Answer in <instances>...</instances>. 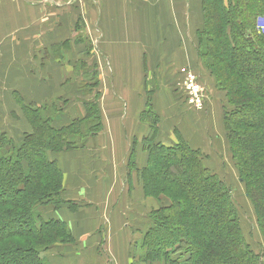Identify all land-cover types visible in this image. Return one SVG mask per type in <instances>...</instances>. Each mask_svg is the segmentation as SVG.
<instances>
[{
    "label": "trees",
    "instance_id": "1",
    "mask_svg": "<svg viewBox=\"0 0 264 264\" xmlns=\"http://www.w3.org/2000/svg\"><path fill=\"white\" fill-rule=\"evenodd\" d=\"M201 5L196 59L225 92L223 128L239 180L245 184L264 235V32H255L251 23L257 15L264 16V0H202ZM72 68L82 77L84 72L91 94L98 86L97 68L85 60ZM207 81L206 105L215 97L212 82ZM60 102L21 103L32 132L19 141L0 132V264H23L29 258L30 264H50L42 255L50 247L48 238L52 237L54 247L75 242L69 224L38 210L39 206L57 209L65 203L60 195L62 170L47 153L84 147L100 130L101 118L95 97L82 100L84 115L60 122ZM148 104L151 107L150 99ZM144 112L141 121L149 125L150 132L143 139L148 150L141 169L143 194L169 202L151 210L140 229L145 258L155 261L181 250L188 256L180 260L173 256L171 264H258L259 258L256 262L242 236L229 185L205 166L201 151L192 149L177 132L173 144L157 140V114L149 108L144 117ZM129 157L127 165L133 169V153ZM160 221L176 234L159 235Z\"/></svg>",
    "mask_w": 264,
    "mask_h": 264
},
{
    "label": "crops",
    "instance_id": "2",
    "mask_svg": "<svg viewBox=\"0 0 264 264\" xmlns=\"http://www.w3.org/2000/svg\"><path fill=\"white\" fill-rule=\"evenodd\" d=\"M138 2L140 4V0H0V128H7L10 131L7 134L14 140L22 139L31 131L21 103L40 104L45 100L61 99L60 122L84 115L82 100L92 96L88 93L82 95L79 90L82 75L75 73L72 67L77 61L85 60L98 70V86L93 94L100 112V130L89 137L85 149L47 153L50 159L57 160L62 170L63 190L60 195L65 203L57 209L51 206L40 209L46 216L64 220L71 227L84 228L73 230L76 243L71 247L67 245L64 254L54 248L45 255L51 257L54 264H130L124 262L125 254H97V249L94 254L80 251L78 254L77 250L82 249L81 244L85 241L97 242L95 231L100 227L106 231L112 228L116 244L134 243L140 221L133 215L141 208L140 203H134V206L132 202L130 209L128 206L134 186L137 196L148 198L144 196L142 186L135 182L139 178L136 167L141 170L147 162L148 152L143 139L150 132L149 125L141 121L148 95L141 87L140 69L153 68L158 63L157 53L160 51L151 50L156 45L148 47V36L144 33L141 37L135 28L138 21L147 19L146 29H149L152 16L149 10H140L136 5ZM145 2L148 5L157 0ZM183 38L184 43L188 39L193 41L187 31ZM193 43L192 47L196 49L197 45ZM170 49L171 43L163 48L165 58V52ZM193 60H196L195 51L191 58L183 54L177 62L176 72L171 70L159 76L158 81L156 77L159 98H154V92L150 95V109L158 117L157 140H163L166 145L173 144L177 141L174 134L177 132L192 149L201 151L211 169V166L217 167L228 142L227 137L213 138L210 133L224 131V111L219 97L213 98L207 104L210 111L205 120L202 111L183 101L177 85L182 81L183 69H197L198 65L188 64ZM61 64L68 69L63 70ZM104 65L108 66L107 70L102 68ZM164 68L167 72L172 67ZM105 73L111 78V87L104 81ZM71 77H75L74 81L71 79L67 83ZM176 86L179 89L173 91ZM167 118L173 120V130ZM169 129V135L163 132ZM94 147L96 152L91 153ZM131 153L135 163L133 169L127 165ZM93 156L98 157V162ZM92 167H95L96 174H101V181L95 182ZM75 180L85 185L84 199L91 205L96 203L91 208L73 197L77 194L73 188ZM146 207H149L148 211L156 209L150 200ZM111 232L109 230V237ZM123 249L124 246L116 253H123Z\"/></svg>",
    "mask_w": 264,
    "mask_h": 264
},
{
    "label": "rangeland",
    "instance_id": "3",
    "mask_svg": "<svg viewBox=\"0 0 264 264\" xmlns=\"http://www.w3.org/2000/svg\"><path fill=\"white\" fill-rule=\"evenodd\" d=\"M146 0H140V4L139 2L136 4L138 6V8L140 10L142 9H147L149 10V12L151 13V17L149 18L150 21V26L149 29H146V23L147 19H141L140 23L137 22V24L135 25V28H137L140 32V36L142 37L143 34L145 33L144 36H148L149 41H148V47H153L152 45H156L154 46V48H152L151 50H156L160 51V53H157V64L155 66H153V68H143L140 69V78L141 80V87H143V89L146 91L148 97H147V102L148 100L151 98L149 97V93L148 91L150 90V93L152 94L153 92L155 93L154 98L158 99V95H159V88H158V78L159 76L161 77V75L166 74L168 72H170L171 70H173V72H176V70H178V65L179 63V58H182L183 54L189 56V58H191V54L193 53V51H195L196 49L192 47V43L197 45V36H196V31L199 29V26L202 24L203 21V12H202V0H157V2L155 3H150L147 5V3L145 2ZM149 6V9L147 8V6ZM252 26H254L255 28V32L261 31L264 32V16H262L261 14L257 15V17L255 18V21H251ZM251 29V28H250ZM249 29V30H250ZM188 32V36L191 37V39L193 40L192 42L186 41L183 38V35L185 32ZM251 31V30H250ZM254 32V29L252 30ZM141 42L144 43V41L141 38ZM171 43V49L169 50V52H165L166 53V58L164 55V52L162 51L163 48L166 46H169V44ZM146 45V44H144ZM157 47V48H156ZM150 49V48H149ZM161 49V50H159ZM148 50V48H147ZM161 54V55H160ZM63 62H65V60H62ZM197 62V63H196ZM199 61L193 60L192 62H189V65L192 64H196V66L198 65L196 70H193L197 76L199 77V79H201L203 85L205 87H208V79L212 82V86H213V91L215 92V97L210 98L211 100H214L213 98L219 97V101L221 102L222 106L225 105L226 103V95L225 92L218 89L216 87L215 84V79L214 77H212V75L210 74L209 70H205L203 69L199 63ZM166 63V64H164ZM174 64V65H171ZM177 64V65H176ZM63 66V64H61ZM175 65L177 66V68H175ZM172 67L170 68V70H168L167 72H164L165 68L164 67ZM106 65H104L102 68H104L105 70H107ZM152 67V66H151ZM182 67H180L181 69ZM189 68V67H188ZM63 70L68 69L67 67L62 68ZM109 69V68H108ZM179 69V70H180ZM192 69V68H191ZM153 72V73H152ZM81 73V72H79ZM83 76L82 80L79 79V90L82 93V95H87V86H85L86 80L87 78L85 77L84 72L82 71ZM152 73V76H150ZM183 73V71H182ZM150 77V81L148 82L147 79H149ZM156 77H157V81H156ZM75 77H71L67 79V83H69L72 79L71 82H73ZM104 81L106 83V85L108 87H111L113 85V83L111 82V78H109V76H107V74L105 73L104 76ZM153 82V83H152ZM112 83V84H111ZM155 85V88H154ZM211 85V83H210ZM180 88H178V87ZM173 91H177L179 89L180 94L183 98L184 96V89L182 87V81L180 82L179 85H177ZM216 87V88H215ZM87 89V90H86ZM86 90V91H85ZM94 91H91V94H88V96H92V99L94 98ZM150 94V95H151ZM186 98H183V101H185ZM188 104V103H187ZM189 105V104H188ZM206 105V104H205ZM22 106V105H21ZM190 106V105H189ZM149 104H146L145 107V114L144 117H147L149 115ZM191 107V106H190ZM230 108V107H228ZM21 110L23 112V115L25 116L26 114H24V110L21 107ZM209 107L206 105L205 109L202 111L203 117L206 120V118H208L207 116H209L208 114ZM151 112V109H150ZM154 112V111H153ZM152 115V114H150ZM26 118V117H25ZM27 119V118H26ZM167 121L170 122L169 126L170 128L173 127L174 123L173 120H170L169 118H167ZM224 129V128H223ZM173 130V128H172ZM0 132H3L5 134L9 133L10 131L7 128H0ZM32 132V128L31 131ZM165 134L169 135L170 133V129L169 130H164L163 131ZM213 135L211 137L213 138H226V131H222L221 134H218V131L214 132V130L212 132ZM9 135V134H7ZM19 136H21V134H18ZM95 136V135H93ZM24 137V136H22ZM89 139V138H88ZM19 141V140H16ZM163 141V140H162ZM164 142H166L164 140ZM169 143V142H168ZM84 148V147H82ZM79 148V149H82ZM85 149V148H84ZM78 150V149H77ZM92 151V152H91ZM91 153L96 152V148L94 147V150H90ZM148 152V150H147ZM97 155V154H96ZM231 152L229 150V144L227 142V146L223 149V154L220 157V161L217 163V167H213L211 166V171L215 174H217V177L224 183H226L227 185H229V187L231 188L230 191V195L231 198L234 202L237 214H238V221H239V226L242 232V236L245 240V242L248 244L250 250H252V252H254L255 254H253L256 257V262H257V258H259L258 260V264L261 261V264H264V256H260V252L262 250H264V235L261 231V228L259 227L258 221H257V214L256 211L254 209V206L252 204V202L250 201V199L246 196L245 194V189H244V183L241 182L239 180V175H238V171L234 165V161L232 160L233 158H231ZM141 157L143 159V154H141ZM93 160H95L96 162H98V157L93 156L92 157ZM205 157H203V162L205 163ZM215 169H213V168ZM95 167L91 168V171L93 172L92 177L95 180V182L101 181L102 179H99L101 174H96ZM136 171H139L138 176L139 178H137V181L135 180V182H137L139 184V186L144 185V178L142 175V170H137L136 167ZM90 172V171H89ZM96 175V176H95ZM137 184V187H139ZM63 186V184H62ZM72 188V187H71ZM73 188H75V190L77 191V194L75 196H73L74 198H76L78 201H81V204H85V207H92L93 203L91 205V202L88 201L87 199H84L86 197L85 193H83V190L85 188L84 184H81V182H77V180L74 181L73 184ZM134 193L131 192L130 198H129V209L132 208L133 206H131L132 202L134 203H140L141 204V208L140 212H138V214H132L135 217V220L137 219L138 222L140 221V224L138 225L137 230L135 232V236L137 235V240L132 243L129 242L128 244L124 243H115V238H114V234L112 235V228H108L106 231V228L104 227H100L98 228V230L95 231L96 233V239L97 242L95 243H86L87 241H85V243L81 244L83 247H81L82 249H78L77 253L79 254L80 252H83L82 254H94V251L97 249L98 251L97 254H125V261L124 262H128L130 264H171L173 261V256H177L178 260L180 259H185L188 255L186 253H184L185 251H181V250H177L174 253L171 254H167L166 257H159L157 258L155 261H149V259H146L143 253V249L144 247L141 246L139 244V240L141 238V232L140 229L143 228L144 224L143 221L145 220V217H148L150 215V211L149 207H146L149 204V200L152 202V206H156V208H158L159 206H166L169 202L166 198H153L151 196H149L148 198L144 199V197H142V195L137 196L135 194V190L136 187L134 186ZM80 192V193H78ZM87 205V206H86ZM82 206V205H81ZM131 206V207H130ZM135 206V204H134ZM42 206L38 207V210L41 212L40 208ZM130 213V212H129ZM142 225V227L140 228V226ZM71 232L73 233L77 230H83L84 228H76V227H71L69 226ZM157 228H158V232L159 235H174L176 234V231H174L171 226H168L166 223L164 224L163 221L160 223H157ZM118 229V228H117ZM111 232V237H109L108 232ZM117 231V230H116ZM115 231V232H116ZM107 232V234H106ZM114 233V232H113ZM117 234V233H115ZM129 234V233H128ZM117 238V237H116ZM81 241H83V238L81 239ZM53 239L51 237L48 238V240H46L47 246L49 249H47L46 251L43 252V256L45 258V260L47 262H49L50 264H54L51 260V257H47L45 256L46 254H50L51 251L55 250L56 248H59L60 251H58L60 254H64V250L67 247H71V245H75V242H70V243H66L65 244H59L58 246L54 247L52 246L53 244ZM94 245V248H92V250L90 249V247ZM52 246V248H51ZM125 247V249H123V253H116V252H121V248ZM55 248V249H54ZM65 248V249H64ZM104 251V252H100V251ZM264 254V253H263ZM180 257V259H179ZM33 263L32 260L29 258L28 260L24 259V263L23 264H30ZM175 264V262H173ZM190 264V262L188 263ZM257 264V263H256Z\"/></svg>",
    "mask_w": 264,
    "mask_h": 264
},
{
    "label": "built area",
    "instance_id": "4",
    "mask_svg": "<svg viewBox=\"0 0 264 264\" xmlns=\"http://www.w3.org/2000/svg\"><path fill=\"white\" fill-rule=\"evenodd\" d=\"M182 87L186 102L195 109H205L206 87L197 74L190 68L183 69Z\"/></svg>",
    "mask_w": 264,
    "mask_h": 264
}]
</instances>
